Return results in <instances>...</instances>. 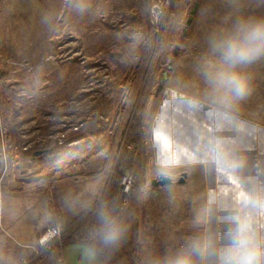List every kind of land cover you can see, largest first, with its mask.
<instances>
[{
    "label": "rangeland",
    "instance_id": "rangeland-1",
    "mask_svg": "<svg viewBox=\"0 0 264 264\" xmlns=\"http://www.w3.org/2000/svg\"><path fill=\"white\" fill-rule=\"evenodd\" d=\"M152 2L0 0V264H40L35 229L59 226L60 248L82 213L76 235L105 264H154L206 228L198 178L179 185L182 169L160 164L154 143L199 0H174L161 31ZM164 174L174 185L154 186ZM61 209L80 212L63 221ZM101 209L126 227L116 246L98 241Z\"/></svg>",
    "mask_w": 264,
    "mask_h": 264
},
{
    "label": "crops",
    "instance_id": "crops-1",
    "mask_svg": "<svg viewBox=\"0 0 264 264\" xmlns=\"http://www.w3.org/2000/svg\"><path fill=\"white\" fill-rule=\"evenodd\" d=\"M241 15L264 16V4L199 0L188 29L189 47L175 57L166 79L169 94L154 128L158 162L182 169L179 178L183 173L185 180L198 178L194 207L208 213L206 228L193 238L207 243L198 264H220L221 253L236 247L233 237L241 242L251 238L264 246V60L248 69L251 94L234 107L214 100L205 75L213 63L210 35L230 28ZM164 175L173 179L165 186L174 185L173 176ZM79 212L63 211L61 220L71 221ZM123 214L118 210L117 216ZM43 227L35 229L31 240ZM48 252L40 264H105L91 245L79 239Z\"/></svg>",
    "mask_w": 264,
    "mask_h": 264
},
{
    "label": "clouds",
    "instance_id": "clouds-1",
    "mask_svg": "<svg viewBox=\"0 0 264 264\" xmlns=\"http://www.w3.org/2000/svg\"><path fill=\"white\" fill-rule=\"evenodd\" d=\"M264 4V0H259ZM213 63L207 67L206 79L214 100L234 107L252 91L248 69L264 60V16H239L230 28L214 32L208 40ZM101 227L98 241L103 246H116L123 239L126 227L103 209L98 214ZM234 248L221 253L220 264H264V246L254 239L243 242L233 237ZM207 243L191 240L182 248L154 258V264H198Z\"/></svg>",
    "mask_w": 264,
    "mask_h": 264
},
{
    "label": "built area",
    "instance_id": "built-area-1",
    "mask_svg": "<svg viewBox=\"0 0 264 264\" xmlns=\"http://www.w3.org/2000/svg\"><path fill=\"white\" fill-rule=\"evenodd\" d=\"M173 0H153L150 12V22L157 28L162 30L165 13L170 9ZM161 28V29H160ZM62 230L59 226L47 228L39 237V246L34 248L37 254L48 252L52 249L55 242H61Z\"/></svg>",
    "mask_w": 264,
    "mask_h": 264
},
{
    "label": "trees",
    "instance_id": "trees-1",
    "mask_svg": "<svg viewBox=\"0 0 264 264\" xmlns=\"http://www.w3.org/2000/svg\"><path fill=\"white\" fill-rule=\"evenodd\" d=\"M173 8H174V0H173V2H172V5H171L170 9L168 10V12L165 13V19L168 18L169 14L172 12ZM149 26L152 28L151 23H149ZM53 193H54L53 195H54V197H55L54 202L56 203V205H55V211H60V206H59V204H57V202H58L57 190H56V189H53ZM53 214H54V212H53ZM85 214H86V213H82V214H80L78 218L73 219V220L68 224V227H67V229H66L67 236H66L64 242H66V241H68V240H72V239H79V240H83V241H85L86 243H88L89 245H91V244H90V241H89L88 239H85V237H81V238H80L79 236L76 235V234H77V233H76V231H77V230H76L77 223H78V221H81L82 218H84V215H85ZM54 217H55V216H54ZM78 224H79V223H78ZM74 233H75V234H74ZM96 252H97V250H96Z\"/></svg>",
    "mask_w": 264,
    "mask_h": 264
},
{
    "label": "water",
    "instance_id": "water-1",
    "mask_svg": "<svg viewBox=\"0 0 264 264\" xmlns=\"http://www.w3.org/2000/svg\"><path fill=\"white\" fill-rule=\"evenodd\" d=\"M197 7H198V4L195 6V8L192 10V16L195 15L196 11H197ZM193 21V17L189 18L188 20V24H191ZM42 152L41 151H37L35 152L34 156H38L40 155ZM187 176L186 173H183L179 179V183H185V177ZM173 182V179L168 177V176H165V175H161L159 178L157 179H154L152 184L154 186H165L167 184H171Z\"/></svg>",
    "mask_w": 264,
    "mask_h": 264
},
{
    "label": "snow or ice",
    "instance_id": "snow-or-ice-1",
    "mask_svg": "<svg viewBox=\"0 0 264 264\" xmlns=\"http://www.w3.org/2000/svg\"><path fill=\"white\" fill-rule=\"evenodd\" d=\"M163 139V138H162Z\"/></svg>",
    "mask_w": 264,
    "mask_h": 264
}]
</instances>
